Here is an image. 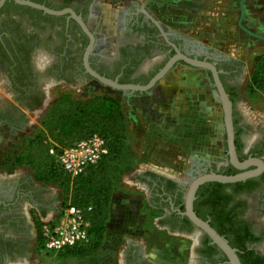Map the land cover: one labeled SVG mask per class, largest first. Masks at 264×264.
Wrapping results in <instances>:
<instances>
[{"label": "flooded vegetation", "instance_id": "flooded-vegetation-1", "mask_svg": "<svg viewBox=\"0 0 264 264\" xmlns=\"http://www.w3.org/2000/svg\"><path fill=\"white\" fill-rule=\"evenodd\" d=\"M39 1L53 9L70 7L80 15L94 35V45L88 56L89 66L120 83L146 84L178 52L189 58L211 62L232 102L233 144L237 159L243 161L257 157L264 162V117H256L254 113L251 114L253 117H248L243 114V109L237 108V101L241 99L240 82L245 73L238 57L220 54L194 42H185L182 35L165 25V15H156L149 9V5L154 3L152 0L124 7L119 28L112 37L111 55L107 56L97 52L100 37L87 20L91 15L88 0ZM163 3L155 5L162 6ZM38 10L14 0H3L0 4V136L25 131L36 122L31 119H41L55 101L52 102L58 86L83 87L90 82L100 83L83 65L89 38L76 20L69 13L55 15L43 11L39 13ZM179 63L188 68L184 69L186 73L197 69L202 71L198 75L207 82L213 103H219L222 113L220 128L217 120L212 119L216 134L214 139L207 141L211 152L206 156H192L190 175L195 177L210 171L223 174L240 172L230 161L221 101L214 93L216 88L209 69L190 65L178 58L164 76L147 90L119 91L130 96H152L153 90ZM193 74V77L197 75ZM183 92L182 88L180 93L184 95ZM243 108L247 111L250 107ZM253 167L250 165L247 169ZM134 172L129 176L144 189L146 203L161 211L156 218L160 229L170 235L194 233L195 264H228L224 253L208 240L209 237L181 214L189 182L152 170L136 169ZM239 181L241 183L231 182L233 184L226 186H213L211 181L200 184L196 192L201 187V195L197 196L195 192L193 208L200 212L209 210L211 201L216 198L223 210L219 226L228 230L227 237L222 236L230 245L238 242L239 251L245 257L260 259L264 264V171ZM34 182L38 181L33 175L19 176L12 181L0 179V264H31L37 223L60 209L59 205L56 210L44 195L42 186L47 184L39 182L43 185H35ZM212 191H217L213 199ZM37 207L42 210H36ZM206 220L209 222L210 219ZM145 247L141 241L132 239L123 250L121 259H117V264H157L147 255ZM235 248L237 253L238 248Z\"/></svg>", "mask_w": 264, "mask_h": 264}, {"label": "rangeland", "instance_id": "rangeland-1", "mask_svg": "<svg viewBox=\"0 0 264 264\" xmlns=\"http://www.w3.org/2000/svg\"><path fill=\"white\" fill-rule=\"evenodd\" d=\"M145 1L147 0H88L91 6V15L87 20L100 37L97 52L107 56L111 55L112 37L119 28L122 10L130 3H143ZM239 2L240 0H164L162 6H156L155 3H152L149 5V9L156 15H165V25L182 35L185 42H194L220 54L238 57L242 61L243 70L247 73H244V79L240 82L241 99L237 101V108L243 109V114L248 117H253L252 113L256 117H264V83L262 88L251 90L253 88L252 71L264 63V42L248 35L238 27ZM243 3L245 7L243 25L252 31L264 34V0H245ZM184 69L188 68L179 63L167 78L162 80L167 82L172 80V77L179 75V77H175L174 80L166 83V90L169 93L172 92L171 96L177 98L179 103L189 106L190 111L186 113L188 119L194 118L196 121H202L204 118L199 117L203 111L209 108L210 103L215 105L214 118L217 120L218 128H220L222 113L219 103H213L207 82L201 75H198L202 71L197 69L186 73ZM193 72L197 73L195 77H193ZM182 88L184 95L180 93ZM62 93H68L71 97L79 99L94 94L112 95L119 100L123 111L127 109L124 91L113 90L97 82L87 83L83 87L58 86L52 102ZM242 106H249L250 108L246 111ZM124 115L127 118V123H129V134L126 133L125 136L127 143L133 146L134 142L132 141L135 140L142 145L144 142L140 126L136 127L134 121L129 122L128 112H124ZM34 120L36 122L32 123L28 129H24L25 131H14L0 136V179L5 178L12 181L19 176L32 175V171L26 164L23 162L16 164L14 158L40 129V119L35 118L30 121L33 122ZM168 129L167 126L166 131ZM207 141H202L197 133L190 136L192 144L202 142L206 144L204 147L207 148ZM184 150H181L180 147L166 146L164 154L168 158L166 159L169 162L168 165L156 162V164L148 163L147 166H139L136 163L135 168L124 174L117 187L114 188L111 212L101 243L104 251L111 250L112 253H110L116 261L121 259L123 250L128 247V243L132 239H137L141 241L142 245L145 244V249L148 251L147 255L154 259L157 264H167L168 261L174 262V264H195L193 254L194 233L170 235L169 232L160 229L161 226H159L156 218L161 215V211L146 203L144 189L129 176L130 173L134 174L136 169H146L180 177L186 182H190L192 175H190L189 167L194 155L187 152V149ZM34 184L43 185L39 182H34ZM42 189L54 208L59 209L62 198L60 188L54 184H47L42 186ZM36 210L42 209L37 207ZM62 256L65 255L43 252L40 249V242L36 241L34 260L31 261V264H79V261H83L76 257Z\"/></svg>", "mask_w": 264, "mask_h": 264}, {"label": "trees", "instance_id": "trees-1", "mask_svg": "<svg viewBox=\"0 0 264 264\" xmlns=\"http://www.w3.org/2000/svg\"><path fill=\"white\" fill-rule=\"evenodd\" d=\"M33 1L40 3L39 0ZM38 12L42 11L38 10ZM251 81L252 91L262 88L264 63L252 71ZM126 126L125 115L115 97L94 94L79 99L71 97L68 93H62L43 113L40 129L14 158L16 164L23 162L30 168L34 180L54 184L60 188L62 197L60 208L68 202L77 206H86L89 203L93 205L86 216L90 220V231L94 235V240L85 247L68 248L58 254L84 257L99 248L107 228L112 192L122 176L132 171L136 165L135 151L125 138ZM94 132L102 135L107 145V152L97 165L86 167L82 173L73 178L54 165L53 156L49 153L51 147L59 150ZM239 182L241 183V181L234 183ZM210 184L226 186L233 183L211 181ZM215 193L217 194V191H212V199L216 197ZM196 195H201V187ZM193 209L202 219L209 218V224L220 235L227 237L228 230L221 229L219 226L223 210L216 198L211 201L209 210L200 212L195 207ZM40 222L36 225L37 242L42 239L39 230ZM231 245L238 248L237 255L241 264H262L260 259L245 257L239 251L238 242H232Z\"/></svg>", "mask_w": 264, "mask_h": 264}, {"label": "crops", "instance_id": "crops-1", "mask_svg": "<svg viewBox=\"0 0 264 264\" xmlns=\"http://www.w3.org/2000/svg\"><path fill=\"white\" fill-rule=\"evenodd\" d=\"M175 77H179V75ZM166 83L161 81L160 85L153 90L152 96L139 94L130 96L124 93L127 109L123 112H128L129 122L134 121L136 127L140 126V132L144 142L140 145L137 141H132L134 142L132 148L137 157L136 163L139 166H147L148 163L156 164V162L168 165L169 162L166 160L168 158L164 154V148L166 146L180 147L181 150L187 149V152L192 153L194 156H206L211 152L210 147H204L206 145L205 143L198 142L197 144H192L190 142V136L197 133L202 141L215 138V126L212 121L215 106L210 103L209 108L203 111L201 117H199L201 119L204 118L202 121H196L194 118V120L188 119L186 113L190 111L189 106L187 104H181L177 98H173L171 96L172 92L169 93L166 90ZM125 120L127 124L126 132L129 134V123H127L126 116ZM167 126L169 129L166 131ZM112 202L113 194L110 199L109 215ZM110 252L111 250L104 251L101 243L94 253L84 257H76L73 255H65L62 257L70 256L79 258L80 260L82 259L83 261H79V264H117V261L111 254L112 252ZM167 264H172V262L168 261Z\"/></svg>", "mask_w": 264, "mask_h": 264}, {"label": "water", "instance_id": "water-1", "mask_svg": "<svg viewBox=\"0 0 264 264\" xmlns=\"http://www.w3.org/2000/svg\"><path fill=\"white\" fill-rule=\"evenodd\" d=\"M15 2L23 5H27L36 9H39L45 13L48 14H63V13H69V15L76 20V22L79 24L82 31L88 36L89 42L87 46L85 47L84 54H83V65L86 69V71L95 79H97L101 84L108 86L112 89H118V90H147L151 86L154 85V83L162 78L164 74L168 71V69L173 65V63L178 58H182L185 62H187L190 65L202 67L209 69L213 75L214 80V86L216 88V91L214 93H217L220 97L221 101V107L223 111V126L226 130L227 135V146H228V154L230 157L231 163L238 169H240V172L234 173V174H223L220 172L210 171L206 173L199 174L195 177H192L190 182L188 183L185 195H184V210L181 212L184 216H186L189 221L200 231L204 232L210 239L211 243H214L226 256V262L228 264H241L239 257L236 253V248L232 247L228 240L220 235L208 222V220L202 219L199 217L195 211L193 210V200L195 198V192L198 186L204 182L207 181H215L220 183H231L236 182L239 180H244L245 178L256 176L262 171H264V162L261 158L257 157H249L243 161H239L235 155L234 151V144H233V125H232V102L229 99L227 93L225 92L217 74V70L215 66L208 61L205 60H199L195 58H189L180 52L176 53L174 56L170 57L168 61L149 79V81L146 84H128V83H120L114 79H111L109 77H106L104 75L99 74L94 69H92L89 66L88 63V56L90 55L93 45H94V35L92 31L89 30L85 22L82 20L80 15L76 14L70 7L62 8V9H53L50 7L45 6L42 3H38L32 0H14ZM154 3L161 5L164 0H162L160 3L157 0H152ZM245 0H240L239 2V8H240V14L237 20V25L239 28H241L244 32H246L248 35L256 37L258 39H261L264 42V35L258 32H254L251 29L247 28L242 23V19L245 15V7L244 2ZM3 2V0H0V4ZM254 166L253 168L247 169L248 166Z\"/></svg>", "mask_w": 264, "mask_h": 264}, {"label": "built area", "instance_id": "built-area-1", "mask_svg": "<svg viewBox=\"0 0 264 264\" xmlns=\"http://www.w3.org/2000/svg\"><path fill=\"white\" fill-rule=\"evenodd\" d=\"M106 152V141L97 132L59 150L53 147L49 149L54 165L71 178L82 173L86 167L97 165ZM92 207L91 203L77 206L68 202L57 214L41 219L40 249L46 253L58 254L68 248L85 247L90 244L94 240V235L90 231L91 224L86 213Z\"/></svg>", "mask_w": 264, "mask_h": 264}]
</instances>
